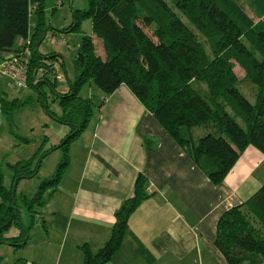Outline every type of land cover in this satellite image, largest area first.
Returning a JSON list of instances; mask_svg holds the SVG:
<instances>
[{
  "label": "trees",
  "instance_id": "1",
  "mask_svg": "<svg viewBox=\"0 0 264 264\" xmlns=\"http://www.w3.org/2000/svg\"><path fill=\"white\" fill-rule=\"evenodd\" d=\"M46 2L0 0V53L29 50L25 90L36 91V99L0 98V109L10 123L15 110L34 99L70 130L48 151L61 150L62 160L32 197H17L14 187L37 176L48 152L10 165V188L3 184L0 167V245L14 250L26 245L35 214L49 201L51 194L45 195L46 190L58 186L69 164V145L101 105L79 95L87 83L105 97L126 86L213 184L224 180L248 147L264 155V0H87V9L74 15V30L78 20L91 19V35L82 37L73 61L74 79L64 92L54 91L47 78L52 70L45 61H57L56 56L42 55L34 47L45 28ZM31 16L35 21L29 35ZM236 67L244 74L242 79ZM39 73L44 74L39 78ZM241 82L249 85L250 97L239 89ZM194 83L205 85L206 90L197 86L203 95L193 88ZM44 85L53 92L60 113L49 109ZM196 127L206 134L194 140L191 131ZM149 197L147 180L138 174L132 195L114 214L105 244L97 251L88 244L79 247L82 264H106L120 247L129 218ZM22 210L31 218L26 226ZM12 227L19 234L6 237ZM214 244L227 264H264V185L221 214Z\"/></svg>",
  "mask_w": 264,
  "mask_h": 264
},
{
  "label": "crops",
  "instance_id": "2",
  "mask_svg": "<svg viewBox=\"0 0 264 264\" xmlns=\"http://www.w3.org/2000/svg\"><path fill=\"white\" fill-rule=\"evenodd\" d=\"M9 56L0 53V64ZM11 91L0 76V98H34ZM82 98L101 105L69 145V164L58 186L46 190L45 195L51 194L46 206L35 214L44 238L39 248L42 257H29L24 263L82 264L79 247L88 244L97 251L105 244L115 212L132 195L136 177L142 174L150 197L129 218L123 241L106 264H227L214 244L217 221L224 211L252 195L257 190L254 186L264 185V156L248 147L235 170L220 184H213L126 86L108 97L92 90ZM32 101L40 111L36 110L37 117L26 116L27 127L20 120L27 105L14 112L10 123L0 109V167L6 188L12 184L10 165L48 152L70 130ZM54 112H61L59 105ZM33 145L37 147L32 153ZM62 157L58 149L42 158L38 173L46 166L43 180L54 174ZM246 157L256 162H246ZM22 181L15 185V194L21 186V195L30 197ZM13 228L6 237L19 234Z\"/></svg>",
  "mask_w": 264,
  "mask_h": 264
},
{
  "label": "rangeland",
  "instance_id": "3",
  "mask_svg": "<svg viewBox=\"0 0 264 264\" xmlns=\"http://www.w3.org/2000/svg\"><path fill=\"white\" fill-rule=\"evenodd\" d=\"M87 9V0H47L45 7V28L43 30L42 36L34 42V47L38 49L39 53L42 55H55L57 61L46 60L45 65L51 66V73L47 75L49 82L54 85V91L60 92L64 91L63 88H68V82H73L74 79V66L73 61L75 57V53L79 47V44L82 40V37L91 35V19H80L78 20L79 25L76 30L74 27L76 25V19L74 15H76L77 10H86ZM34 17L31 16L29 19V35L32 32V28L34 25ZM188 26L191 28V25L185 20ZM20 40L17 39L15 41V47L18 46ZM95 45L99 46L101 49V44L98 41H95ZM235 72L238 76V79L243 78V73L235 68ZM44 73H39L38 77H42ZM57 75L61 80H57L54 82V75ZM197 86H200L204 90L206 87L204 84H193V88L198 91L200 95L203 93L199 92ZM199 87V88H200ZM43 92L47 97V104L51 111H54L58 107V102L54 97L53 92L49 91L48 87L44 85ZM202 89V90H203ZM239 89L245 93L248 97H250V87L246 84V82H241L239 85ZM13 93L19 95L20 97H24L23 92L29 96H33L36 99V91H32L27 89L23 92H19L11 89ZM92 90H99L93 83H87L83 86L79 92L81 97H87L92 93ZM201 90V89H200ZM36 101V100H35ZM19 110V109H18ZM36 110H39V106L36 102H29L24 109V112L21 115V122H23V126L27 127L28 122L26 120V116L37 117ZM16 112V110H15ZM14 115V114H13ZM192 137L194 140L204 136L206 134V130L201 127L193 128L191 131ZM36 145H33L30 150L33 153L36 149ZM253 148V147H252ZM255 149V148H254ZM258 151V150H257ZM259 152V151H258ZM262 156H264L261 152H259ZM246 162L253 163L256 162L255 159L249 160L246 157ZM248 164V163H246ZM239 164H237L238 167ZM235 167V165H234ZM233 167V168H234ZM232 168V170H233ZM236 168V167H235ZM234 168V170H235ZM231 171V170H230ZM47 171L46 166L43 167L38 175L32 179L22 181L21 185H25L23 189L27 192V195L32 197L34 192L36 191L40 182L46 177ZM9 178L5 180V183L8 185ZM255 189H258L257 186H254ZM257 187V188H256ZM20 191H22V187L19 186L17 189L16 196L19 197L21 195ZM21 220L24 224L30 222V216L24 210L21 211ZM34 225L30 231V240L26 247L18 248L17 250H13L10 247L0 246V264H18L17 261L20 260L22 262L29 261L32 257L35 259L41 258V241L44 239L41 236L42 227L39 222L38 216L34 218ZM11 230H14L12 227ZM36 235V236H35Z\"/></svg>",
  "mask_w": 264,
  "mask_h": 264
},
{
  "label": "built area",
  "instance_id": "4",
  "mask_svg": "<svg viewBox=\"0 0 264 264\" xmlns=\"http://www.w3.org/2000/svg\"><path fill=\"white\" fill-rule=\"evenodd\" d=\"M29 56L30 52L25 48L17 54L10 55L1 63L0 76L5 80L7 88L18 91H23L27 88ZM58 80L60 79L58 78Z\"/></svg>",
  "mask_w": 264,
  "mask_h": 264
}]
</instances>
